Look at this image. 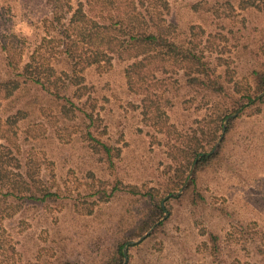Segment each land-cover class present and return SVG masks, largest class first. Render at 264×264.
<instances>
[{"label": "rangeland", "instance_id": "obj_1", "mask_svg": "<svg viewBox=\"0 0 264 264\" xmlns=\"http://www.w3.org/2000/svg\"><path fill=\"white\" fill-rule=\"evenodd\" d=\"M168 3L171 40L195 46L224 82L227 96L242 95L248 87L250 93L254 91L259 77L253 72H264V0ZM0 12V32H14L26 42L23 61L40 46L44 57H53L56 71L67 69L66 61L51 48L55 44L42 40L48 14L42 0H0ZM131 62L113 57L109 65L85 68L81 73L85 87L77 93L81 97L73 96L78 106L98 117L88 131L119 149L111 167L91 147L87 120L63 110L64 102L50 93L29 83L0 98V117L15 120L12 155L65 196L57 203L19 199L0 203V264H62L63 260L106 264L113 256L114 242L143 228L155 202L163 210L161 225L156 222L128 239L122 263L126 251L125 264H264V94L259 97L264 86L253 105L227 113L234 116L221 141L211 152L222 130L206 148L212 155L224 140L218 155L208 166L195 170V165L189 176L198 156L192 164L187 163L188 156L175 161L171 147L207 131L211 111L206 102L216 100L221 108L229 104V98L206 96L198 88L184 86L182 70L172 63L164 72L154 73L168 79L160 84L147 79L146 68L127 74ZM129 74L134 79L131 88ZM173 79L179 84L166 89L179 86L172 89L176 94H167L168 103L160 100L167 119L155 117L153 104L143 106L142 93L160 95ZM67 93L72 97L73 88ZM192 178L194 200L182 196ZM113 184L116 189L110 200L96 203L90 194L102 185L108 191ZM133 187L140 193L131 194ZM168 189L173 190L165 194ZM208 233L216 235L214 245Z\"/></svg>", "mask_w": 264, "mask_h": 264}, {"label": "trees", "instance_id": "obj_2", "mask_svg": "<svg viewBox=\"0 0 264 264\" xmlns=\"http://www.w3.org/2000/svg\"><path fill=\"white\" fill-rule=\"evenodd\" d=\"M42 1L48 9V14L44 17L46 31L42 40L48 45L55 44L51 48H56L58 57L66 61L67 69L56 71L51 63L53 57H44L39 51L40 46H35L28 55L27 61H23L26 42L14 32L2 31L0 32V56L3 73H0V94L3 93V95H0V98L10 97L21 85L29 83L50 93L60 102H64L65 105L61 106L63 110L75 111L87 120L86 135L88 140L93 142L91 147L104 156V162L108 167L113 166L114 159L119 157V149L100 141L88 131L89 127L96 123L98 117L82 109L73 100V96L81 97L77 93L85 87L81 74L85 68L94 65L99 67L103 64L109 65L113 57L128 59L132 62L128 66L127 74L146 68L150 75L147 79L162 84L168 79H160L153 75L155 72H164L167 64L172 63L173 66L182 70L184 86L198 88L204 91L202 93L206 96L229 98V104L221 108L216 104V100L206 102L204 105L211 111L208 115L209 119L206 120L207 131H201L199 137H191L180 147H175V145L171 147V150L177 153H172L171 157L175 161L182 162L183 156H188V164H192L194 159L203 153L197 159L195 170L208 166L218 155L224 140L212 155L206 151V148L211 147L218 138L222 130V121L227 113L237 112L250 104L253 105L252 100L263 89L264 72H253L259 77L254 91L250 93V87H248L242 95L227 96L228 91L224 82L220 80L219 75H216V70L203 59L195 46H184L171 40L170 26L166 22V16L169 13L168 0H75L74 5L73 0ZM107 4L109 8L106 7ZM96 5H99V8H96ZM128 77L130 87L134 79L130 80L132 78L130 74ZM173 81L174 83H166L160 95L150 92L142 93L143 106L148 108L150 107L148 103L153 104L155 117L163 115L166 118L160 107V100L164 99L168 103L167 94H170L172 89H178L179 86L166 89L168 85L177 86L179 84L177 79ZM70 88H73L72 97L67 93ZM175 94L176 92L172 91V96ZM162 123H166L164 118ZM14 124L15 120L12 116H7L5 119L0 117V203L18 199L28 203L61 202L65 196L58 187L57 190H52L40 176H35L34 173L26 170V165L22 167L17 158L12 155L10 138L11 133H14L11 130ZM18 169L20 170L15 171ZM182 183H178L174 189H178ZM195 186V179L192 178L183 190L182 196L188 195L194 200L192 194ZM115 189L116 184H113L108 191L102 185L90 195L96 203L107 202ZM169 189L164 193L172 192L173 189ZM130 192L131 194L140 193L134 187L130 189ZM145 194L150 196V193ZM149 198L152 199L151 196ZM162 215L161 205L155 202L150 209L148 219L143 223L145 225L143 228L138 227L137 233L114 242L113 256L106 264H121L126 241L140 236L146 229L158 222ZM160 225L161 223L158 226ZM207 235L214 245L216 235L214 233ZM213 249L215 250L216 247ZM261 255L264 261V250L261 251ZM62 262V264H70L67 260Z\"/></svg>", "mask_w": 264, "mask_h": 264}, {"label": "water", "instance_id": "obj_3", "mask_svg": "<svg viewBox=\"0 0 264 264\" xmlns=\"http://www.w3.org/2000/svg\"><path fill=\"white\" fill-rule=\"evenodd\" d=\"M263 94H264V92L261 93V94L259 95V97L262 96ZM232 116H234V115H228V116L225 117V119H224V123H223V128H222V135L220 136L218 142L215 144V147H214V149H213L211 152H213V151L216 149V147L218 146L219 142L221 141V139H222V137H223V133H224L225 128H226V124H227L228 120H229ZM209 154H210V153H209ZM201 155H203V153H202V154H199L198 157L201 156ZM196 161H197V159H195V161H194V163H193V168L191 169V171H190V175H189V176H191V174H192L193 171H194V167H195V165H196ZM148 233H149V232H147V234H148ZM126 261H127V255H126V251H124V261H123L122 264H125Z\"/></svg>", "mask_w": 264, "mask_h": 264}]
</instances>
